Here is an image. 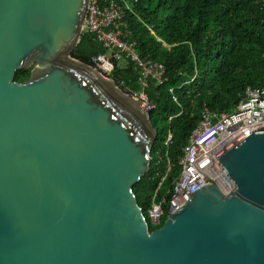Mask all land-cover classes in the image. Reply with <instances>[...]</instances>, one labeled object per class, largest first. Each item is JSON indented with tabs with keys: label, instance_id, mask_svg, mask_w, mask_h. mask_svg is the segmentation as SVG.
Instances as JSON below:
<instances>
[{
	"label": "water",
	"instance_id": "obj_1",
	"mask_svg": "<svg viewBox=\"0 0 264 264\" xmlns=\"http://www.w3.org/2000/svg\"><path fill=\"white\" fill-rule=\"evenodd\" d=\"M89 5L0 0V264H264V128L218 160L233 194L207 183L151 230L133 188L158 132L73 58Z\"/></svg>",
	"mask_w": 264,
	"mask_h": 264
},
{
	"label": "trees",
	"instance_id": "obj_2",
	"mask_svg": "<svg viewBox=\"0 0 264 264\" xmlns=\"http://www.w3.org/2000/svg\"><path fill=\"white\" fill-rule=\"evenodd\" d=\"M115 1L130 8L119 22L128 33L126 40L135 44L141 58L166 69L167 81L159 85L152 80L145 90L158 135L150 171L133 191L147 217L169 161L172 169L161 194L178 176L183 148L204 110L230 113L248 87L264 88V0ZM106 52L93 34L83 33L72 56L93 66L92 57ZM30 77L31 69L15 74L18 82ZM111 77L123 90H141L130 62L116 64Z\"/></svg>",
	"mask_w": 264,
	"mask_h": 264
},
{
	"label": "built area",
	"instance_id": "obj_3",
	"mask_svg": "<svg viewBox=\"0 0 264 264\" xmlns=\"http://www.w3.org/2000/svg\"><path fill=\"white\" fill-rule=\"evenodd\" d=\"M126 9H130L127 3L123 7L115 0H90L83 33L93 34L95 40L107 50L106 53L92 57L93 67L105 77H111L118 63L125 61L133 64L139 75L141 90L138 93L127 91L130 97L140 102L143 113L149 116L153 105L145 90L152 80L159 85L164 84L167 81L166 69L161 64L141 58L135 44L126 40L128 33L123 31L119 23L125 17ZM170 92L173 93L174 89ZM262 128L264 88L248 87L244 98L230 113L216 114L204 110L200 122L183 148L178 176L171 187L161 194L165 189L167 175L172 169L169 161L167 173L154 192L146 217L150 228L161 227L175 210L191 199L190 195L207 183L217 185L225 196L233 194L236 190L234 181L218 160L254 131ZM170 142L171 135L166 144Z\"/></svg>",
	"mask_w": 264,
	"mask_h": 264
},
{
	"label": "rangeland",
	"instance_id": "obj_4",
	"mask_svg": "<svg viewBox=\"0 0 264 264\" xmlns=\"http://www.w3.org/2000/svg\"><path fill=\"white\" fill-rule=\"evenodd\" d=\"M120 65L121 66H124V65H126V62L125 61H123V62H121L120 63ZM119 87V86H118ZM120 89H121V87H119ZM125 94H127V95H129L130 93L127 91V90H123V89H121ZM129 93V94H128ZM130 96V95H129ZM138 107H140V104L138 103ZM156 229V228H155Z\"/></svg>",
	"mask_w": 264,
	"mask_h": 264
},
{
	"label": "bare ground",
	"instance_id": "obj_5",
	"mask_svg": "<svg viewBox=\"0 0 264 264\" xmlns=\"http://www.w3.org/2000/svg\"><path fill=\"white\" fill-rule=\"evenodd\" d=\"M114 85V84H113ZM115 86V85H114ZM116 87V86H115ZM117 88V87H116ZM117 90L120 92V93H122V91L120 90V88H117ZM123 94V93H122ZM133 99V98H132ZM133 100H135V101H137V103H139L140 104V102L138 101V100H136V99H133ZM141 106V105H140Z\"/></svg>",
	"mask_w": 264,
	"mask_h": 264
}]
</instances>
